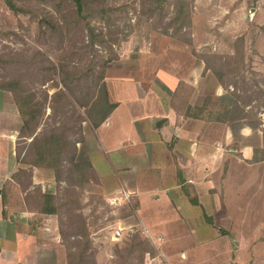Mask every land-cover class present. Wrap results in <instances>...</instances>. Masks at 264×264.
<instances>
[{"label":"rangeland","instance_id":"rangeland-1","mask_svg":"<svg viewBox=\"0 0 264 264\" xmlns=\"http://www.w3.org/2000/svg\"><path fill=\"white\" fill-rule=\"evenodd\" d=\"M88 1L87 30L80 21L75 24L69 7L52 0H15L33 12L17 14L0 0V84L18 79L43 109L34 131L21 128L19 133L22 167L13 186L23 192L17 201L22 197L32 213V235L42 248L35 259L26 256L24 264H72L77 254L82 264H179L172 256L175 244L167 240L183 237L182 228L142 226L136 195L128 189L103 188L89 168L83 171L86 182L69 175L71 159L87 163L95 133L84 109L78 110L85 118L81 124L70 118L66 97L73 100L78 91L69 83L70 94L61 80L87 76H103L105 86L110 79H138L147 90L166 91L177 114L203 106L200 119L205 121L237 101L250 133L241 139L234 126L229 147H224V133H216L220 157L228 156L213 177L220 193L216 200L230 205L234 224L218 220L215 245L217 252L230 251L237 264H264V163L249 167L235 151L246 141L260 143L256 157L264 159V0H159L163 9L151 4L154 0ZM43 15L50 25L40 22ZM62 127L71 143L55 173L35 157L32 139ZM45 193L53 194L55 214L39 211ZM200 230H205L201 236L213 235L209 227Z\"/></svg>","mask_w":264,"mask_h":264},{"label":"crops","instance_id":"crops-1","mask_svg":"<svg viewBox=\"0 0 264 264\" xmlns=\"http://www.w3.org/2000/svg\"><path fill=\"white\" fill-rule=\"evenodd\" d=\"M106 89L114 107L100 125L90 123L95 136L86 159L99 185L112 192L125 187L136 195L135 212L142 226L182 228L183 237L167 240L174 242L172 256L179 264H221L224 259L237 264L230 251H216L214 227L218 220L231 226L234 219L230 205L216 200L220 193L213 177L228 156L220 157L215 138L222 131L224 147H229L235 127L239 126L241 139L249 137V128L240 118L229 121L225 116L220 121L215 113L208 121L177 114L166 91L147 90L138 79H110ZM21 126L11 93L0 89V264H24L26 256L29 261L42 254L32 235L36 229L32 213L22 197L17 201L23 192L17 193L13 186L14 174L22 167L18 161ZM259 147L260 143L248 141L238 144L236 156L249 167L259 166L264 163L256 157ZM201 227L211 228L213 235L201 236L205 231Z\"/></svg>","mask_w":264,"mask_h":264},{"label":"trees","instance_id":"trees-1","mask_svg":"<svg viewBox=\"0 0 264 264\" xmlns=\"http://www.w3.org/2000/svg\"><path fill=\"white\" fill-rule=\"evenodd\" d=\"M2 1L14 14H17L19 12L33 13L32 10L29 9L30 5L27 6L24 2L16 4L15 0ZM28 1L33 2L36 0ZM52 3H55L57 7L61 8L64 6L69 7V9L76 16L75 19H77V22L75 24L78 25V21H80L87 30L90 29V23L88 21V18L90 16H88L85 12L86 10L88 11L90 9L88 0H52ZM151 4L156 5L158 9H163L162 4L159 2V0H154L153 2H151ZM40 22L47 25L51 24V22L46 18L45 15L42 16ZM52 31L55 34L59 32L58 23L55 22V20L52 21ZM8 62L9 60H7V63ZM61 73L63 74V70H61ZM102 77L103 76L95 80L89 78L88 76L81 78L77 77L78 80L73 79V82L68 81L67 79H63L62 77L61 81L64 87L66 88V91L68 90L70 94H72L71 86H69V83H75L74 85L76 86V89L78 91L77 93L71 95L73 100L68 99V97H66L65 95L73 113L72 117L70 118H78L80 124L85 121V118L83 117L82 119V115L78 111L80 110V108L84 109L86 116L91 121L94 127L100 125L108 117L114 105L108 102L107 89L104 82L102 81ZM0 89L9 91L11 93L15 105L21 116L22 122L24 121L21 128L29 129V131L33 129L30 132L32 133L34 131V126L38 124V121L43 114L42 106L38 105V103L33 100V94L31 93V91H25L22 88L21 82L16 78H13L5 84L1 83ZM59 92L60 94L64 95V92H62L61 89H59ZM203 111L204 107L202 106L200 108H197L194 113L186 111L184 115L188 117L198 118L203 115ZM240 112H242V109L238 106L237 101H235L232 107L224 109V111L220 114V117H218L217 119L220 120L221 118H225V116H227L226 118L228 119L225 118L226 120L233 121L242 117ZM32 142L35 148L34 154L38 161H41V163H45L46 165L52 166V170L57 173L59 171L58 169H60V166L62 164L63 155L71 143L64 135V128L62 127L61 130H57V128H52L51 133L46 134L38 139L33 138ZM50 158H52V160L48 162V159ZM34 162L35 164L37 163V161ZM88 166L89 163L84 162L80 164V162H75L73 159H71L69 175L73 177L72 179L74 181L75 179H79L86 182V177L83 174V171ZM13 179L16 180V173L14 174ZM42 198L43 199L39 211L41 213L55 214L56 207L53 204V194L51 195L49 193H45L43 194ZM147 252H150V250H148ZM70 260H72V264H82L83 256L82 254H77L75 256H72Z\"/></svg>","mask_w":264,"mask_h":264},{"label":"built area","instance_id":"built-area-1","mask_svg":"<svg viewBox=\"0 0 264 264\" xmlns=\"http://www.w3.org/2000/svg\"><path fill=\"white\" fill-rule=\"evenodd\" d=\"M114 235H115V237H119V236H120V232H119V230H116V231L114 232Z\"/></svg>","mask_w":264,"mask_h":264}]
</instances>
